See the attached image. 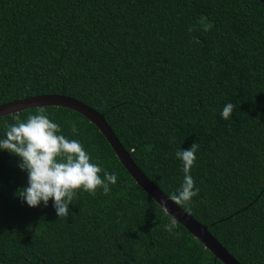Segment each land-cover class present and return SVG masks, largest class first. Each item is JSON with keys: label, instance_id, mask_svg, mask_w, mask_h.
<instances>
[{"label": "trees", "instance_id": "16d2710c", "mask_svg": "<svg viewBox=\"0 0 264 264\" xmlns=\"http://www.w3.org/2000/svg\"><path fill=\"white\" fill-rule=\"evenodd\" d=\"M193 30L190 32L189 28ZM193 38H195L194 42ZM75 98L104 116L167 196L178 149H199V195L178 205L240 264H264V5L257 0H0V105ZM235 105L229 119L221 116ZM117 183L80 191L67 218L30 208L19 158L0 151V264H222L130 177L80 114L44 107ZM0 118V138L13 117ZM75 123L78 134L71 127Z\"/></svg>", "mask_w": 264, "mask_h": 264}, {"label": "clouds", "instance_id": "9594fccd", "mask_svg": "<svg viewBox=\"0 0 264 264\" xmlns=\"http://www.w3.org/2000/svg\"><path fill=\"white\" fill-rule=\"evenodd\" d=\"M193 29L190 27L189 31ZM194 42L195 38H193ZM235 105L227 103L221 112L223 119L231 116ZM14 123L6 126L4 138H0V151H6L19 158L18 167L27 174V186L17 190V197L30 208H36L49 201L56 215L67 218L70 205L80 191L95 195L102 190L108 195L112 185L117 183V174L108 172L93 162L84 145L77 139H70L62 134L59 123L53 121L44 107H37L33 113L21 119L13 117ZM72 133L78 134L73 123ZM199 149L194 142L187 150L178 149L176 158L182 164L183 182L180 187L169 194L168 200L177 205L187 206L191 211L192 199L199 195L191 169L196 161ZM168 214L166 202L159 203ZM178 223L173 216L165 231L175 235L173 228Z\"/></svg>", "mask_w": 264, "mask_h": 264}, {"label": "water", "instance_id": "95a60500", "mask_svg": "<svg viewBox=\"0 0 264 264\" xmlns=\"http://www.w3.org/2000/svg\"><path fill=\"white\" fill-rule=\"evenodd\" d=\"M264 5V0H257ZM57 107L69 109L83 116L93 124L96 129L104 136L110 145L114 155L134 180V182L161 208L159 203L166 202L168 214L174 216L178 223L184 227L194 239L203 245L215 259L222 264H240L210 233L206 225L201 224L174 202L167 199V195L160 190L133 162L130 154L119 142L111 127L108 125L104 116L91 108L87 104L65 95L49 94L37 95L18 99L0 105V118L7 115H14L26 109L37 107ZM162 209V208H161ZM163 210V209H162ZM164 211V210H163ZM165 212V211H164Z\"/></svg>", "mask_w": 264, "mask_h": 264}]
</instances>
